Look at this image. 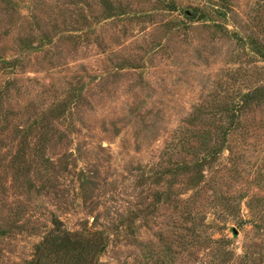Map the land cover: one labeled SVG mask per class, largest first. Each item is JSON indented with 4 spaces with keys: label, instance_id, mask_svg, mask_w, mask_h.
<instances>
[{
    "label": "rangeland",
    "instance_id": "rangeland-1",
    "mask_svg": "<svg viewBox=\"0 0 264 264\" xmlns=\"http://www.w3.org/2000/svg\"><path fill=\"white\" fill-rule=\"evenodd\" d=\"M262 88L264 0H0V264H264Z\"/></svg>",
    "mask_w": 264,
    "mask_h": 264
},
{
    "label": "trees",
    "instance_id": "trees-1",
    "mask_svg": "<svg viewBox=\"0 0 264 264\" xmlns=\"http://www.w3.org/2000/svg\"><path fill=\"white\" fill-rule=\"evenodd\" d=\"M263 91V88L255 90L247 95V99L256 98ZM96 234L72 232L55 218L53 228L36 246L34 257L27 264H95L97 256L106 248L104 240H99Z\"/></svg>",
    "mask_w": 264,
    "mask_h": 264
}]
</instances>
